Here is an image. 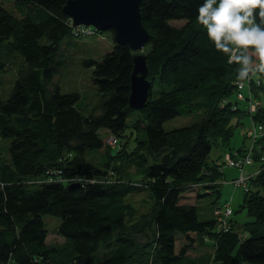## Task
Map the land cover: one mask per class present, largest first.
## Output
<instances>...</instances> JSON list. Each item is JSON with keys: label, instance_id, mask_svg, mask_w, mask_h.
I'll list each match as a JSON object with an SVG mask.
<instances>
[{"label": "trees", "instance_id": "1", "mask_svg": "<svg viewBox=\"0 0 264 264\" xmlns=\"http://www.w3.org/2000/svg\"><path fill=\"white\" fill-rule=\"evenodd\" d=\"M10 2L0 3V264H264V136L245 151L260 164L238 209L249 220L232 215L226 229L215 214L226 164L210 158L237 127H263L264 73L240 99V66L196 22L203 0H142L151 89L137 111L135 52L112 30L113 50L84 61L94 89L63 92L64 43L79 46L68 0ZM178 116L192 120L164 128ZM46 215L60 219L61 242H48Z\"/></svg>", "mask_w": 264, "mask_h": 264}, {"label": "rangeland", "instance_id": "2", "mask_svg": "<svg viewBox=\"0 0 264 264\" xmlns=\"http://www.w3.org/2000/svg\"><path fill=\"white\" fill-rule=\"evenodd\" d=\"M0 2H7V0H0ZM5 7L8 8V6H5ZM174 23H177V25L180 24L178 22H174ZM75 41L78 43L79 45L78 47H76L75 44L72 45L73 41L71 39L66 40L63 46V49L67 47L69 50V53L73 54V57H74V58L72 56L70 57L71 59L70 64L67 65L66 70L65 71L63 70L61 72V75L57 77V80L61 78L62 80L64 79V81L67 83L66 87H64L60 80L63 92L78 91L79 90L78 88H70L72 87V85H76L78 83L79 84L81 83L82 85L85 84L88 87H92L94 89L93 82H92L91 69L87 68V66L84 65V61L88 59L101 60L103 56L111 52L114 48V43H113V40L109 32H101V34H98V35L85 36L84 38L76 39ZM259 75H260L259 73H256L255 77L259 79L258 77ZM252 82H253V79L249 77L248 78L249 86L251 85ZM136 117H137L136 114H133L131 117H129L128 124L130 125L134 121V119H136ZM191 120H192L191 116H178V117H175V118H172L166 121L164 123V128L167 130L174 129L176 127L183 126V125L190 123ZM248 122H249V119L247 118L246 123ZM248 126L237 127L235 129V135L232 138V140L229 141L228 144L224 146L227 148L235 149L237 148L236 144L238 142H241V144L247 146V144L249 143V140L247 141L243 140L239 133L241 131L243 133ZM129 131L130 130H128V132ZM108 140H109V137L106 139L107 144H109ZM8 143L9 142H7V144ZM110 144L113 145L112 143ZM224 146L222 144L214 145L211 151V154H210V158H213V159L221 158L218 156L223 151V148H225ZM121 149L122 148H120V150ZM223 160H224V157H223ZM255 167L258 168L259 164L255 163ZM251 169H252V166L246 167L243 170L244 175L247 176L248 170H251ZM223 172H224V176L220 180L221 190H222L221 198H220V206L224 203L231 205V207L235 211L233 218L237 221L244 222V221L249 220V217L247 216L245 211L238 212V209L240 208L241 204L244 201V197H245L244 189L241 186H237L232 183L234 179L239 178L241 171L235 168H231L228 165H224ZM110 179L114 180L115 178L110 177ZM193 191L189 193L193 196L186 198L187 200L186 202L191 203V204H194L197 202L196 191L194 192ZM144 198H145V195L141 194V196L139 197L135 196L133 200H142ZM49 219H55V220H49ZM44 220L45 222H47V225L50 231L48 242H61L63 239L57 234V227L59 226L60 219L53 217L51 215H46L44 217ZM183 243H185V239H183V241L181 240L180 242H178V249L181 248ZM189 253L195 255L196 252L191 250ZM198 253L201 254V253H204V251L200 250L198 251Z\"/></svg>", "mask_w": 264, "mask_h": 264}, {"label": "clouds", "instance_id": "3", "mask_svg": "<svg viewBox=\"0 0 264 264\" xmlns=\"http://www.w3.org/2000/svg\"><path fill=\"white\" fill-rule=\"evenodd\" d=\"M197 11L214 49L240 66L237 79L264 73V0H203Z\"/></svg>", "mask_w": 264, "mask_h": 264}, {"label": "water", "instance_id": "4", "mask_svg": "<svg viewBox=\"0 0 264 264\" xmlns=\"http://www.w3.org/2000/svg\"><path fill=\"white\" fill-rule=\"evenodd\" d=\"M141 3L142 0H68L63 10L75 26H94L101 32L112 30L119 45L141 51L150 40V34L142 23ZM133 61L129 103L137 111L145 106L151 83L147 80L146 55L136 53ZM75 186L70 185V188Z\"/></svg>", "mask_w": 264, "mask_h": 264}, {"label": "built area", "instance_id": "5", "mask_svg": "<svg viewBox=\"0 0 264 264\" xmlns=\"http://www.w3.org/2000/svg\"><path fill=\"white\" fill-rule=\"evenodd\" d=\"M83 32L85 33V35H91L92 34V31L90 29H84ZM249 77H251L253 80L255 79L253 77V74H250ZM257 84H260V83L257 82ZM247 85H249L248 84V79L242 80L238 84V90H239L238 91V97L240 99H242V100L244 99L245 96H244V94L242 93L241 90L245 91V89H243V88L246 87ZM257 104H259V103H252V105H251V110L252 111L256 110ZM254 131H255L254 129H250V132L253 133ZM257 137L258 136L256 134L255 135L252 134V137H250V138L255 140ZM108 143L109 144L112 143L113 146H117L118 145L117 140H116L115 137H109ZM249 151L252 152V150H249ZM250 152L245 154L246 155V159H244V160H239L238 161L235 158L232 159V158L228 157L227 160H226V163H225L229 167H235V169H238L239 171H241V174H240L239 178L234 179L232 181V183L234 185L241 186L244 189L245 192L248 191V188L250 187L249 186V179L251 177L245 176L244 173H243V170L246 167L253 165V162H254V158H252V155L250 154ZM232 213L233 212H232L231 209H229V206L225 207L224 209H217L215 211L216 215L220 214V216H218V221H219L220 227H223L224 229H226L229 226L228 219L230 218L229 216H231Z\"/></svg>", "mask_w": 264, "mask_h": 264}, {"label": "bare ground", "instance_id": "6", "mask_svg": "<svg viewBox=\"0 0 264 264\" xmlns=\"http://www.w3.org/2000/svg\"><path fill=\"white\" fill-rule=\"evenodd\" d=\"M2 5H5V6H8V8H11V6H12V4H11V2H10V0H7V2H0ZM70 27L71 26H73V28H74V31H73V36L76 38V39H81V38H84L86 35H85V33L82 31V30H84V29H92L91 31H92V34L94 33V31L96 32L97 31V29L94 27V26H84V25H79V26H75L74 25V23H73V20L71 19V20H69L68 21V23H67ZM99 31V30H98ZM101 32V31H100ZM135 52V54L136 53H139L138 51H134ZM255 75H256V73L255 74H253V77L255 78V80L257 81V82H259V83H261V81H260V79H257L256 77H255ZM148 76H149V73H148ZM147 80H148V77H147ZM249 88V87H248ZM247 87H244L243 89H247V90H249ZM150 89H151V86H150ZM253 116H256L255 114H253ZM254 124H257V125H260V124H258L257 122H255ZM253 126V125H252ZM255 128H257V129H260V130H255L253 133L252 132H250V129L251 128H249V127H247L246 128V131H244L243 133H242V131L239 133L240 135H241V138L243 139V140H245V141H247V140H249V143H248V145L246 146V145H243V144H241V142H238L237 144H236V147L237 148H235V149H233V148H227V147H225L224 145V147L225 148H223V151L220 153V155H223V157H224V160H223V162L224 163H226V160H227V158L229 157V158H235L236 160H244V159H246V155H245V151H247L249 148H252V145H253V142L255 141V140H253V139H251L250 137H252V134H256L257 136H258V138H259V140H261L260 139V137H263L264 136V130H263V128H264V125H263V127H261V126H254ZM235 129V128H234ZM232 140V139H231ZM230 140V141H231ZM253 140V141H252ZM250 143H251V145H250ZM245 144V143H244ZM257 144V143H256ZM257 146V145H256ZM260 151L261 150H259L258 152L260 153ZM222 157V158H223ZM252 158H254V156H252ZM252 166V165H251ZM231 168H235V167H231ZM221 188V187H220ZM250 188V187H249ZM249 188H248V191H249ZM248 191H246V192H248ZM227 206H229V209H231L232 210V215H234L235 214V211H234V209L231 207V205H228V204H226V203H224V204H222L221 206L219 205V207L217 208V209H224L225 207H227ZM216 209V210H217ZM231 215V216H232ZM217 216H220V214H218ZM231 216H229V217H231ZM229 224V223H228Z\"/></svg>", "mask_w": 264, "mask_h": 264}, {"label": "crops", "instance_id": "7", "mask_svg": "<svg viewBox=\"0 0 264 264\" xmlns=\"http://www.w3.org/2000/svg\"><path fill=\"white\" fill-rule=\"evenodd\" d=\"M247 145H248V144H247ZM219 156H220V154H219ZM219 156H218V157H219ZM258 164H259V163H258ZM259 168H260V164H259V167H258V168L255 167V164L252 165V169H251V170H248L247 176H250V175H254V174H256V173L258 172ZM237 175H238V174H237Z\"/></svg>", "mask_w": 264, "mask_h": 264}]
</instances>
